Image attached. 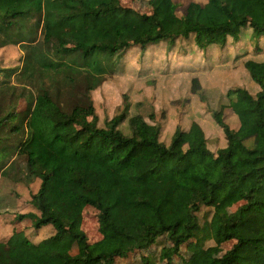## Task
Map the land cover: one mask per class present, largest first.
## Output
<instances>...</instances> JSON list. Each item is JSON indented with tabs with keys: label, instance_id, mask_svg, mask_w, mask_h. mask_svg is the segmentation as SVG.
Returning a JSON list of instances; mask_svg holds the SVG:
<instances>
[{
	"label": "trees",
	"instance_id": "obj_1",
	"mask_svg": "<svg viewBox=\"0 0 264 264\" xmlns=\"http://www.w3.org/2000/svg\"><path fill=\"white\" fill-rule=\"evenodd\" d=\"M142 1L147 12L122 0H0V49L23 53L21 66L0 65V178L22 158L39 185L15 221L54 229L38 244L24 231L0 241V264H131L159 240L173 249L164 263L179 264L183 249L213 240L203 209L235 201L219 214L230 247L218 264H264V0L192 2L182 17L173 0ZM131 52L151 91L128 83L101 124L93 95L108 98L111 61Z\"/></svg>",
	"mask_w": 264,
	"mask_h": 264
},
{
	"label": "rangeland",
	"instance_id": "obj_2",
	"mask_svg": "<svg viewBox=\"0 0 264 264\" xmlns=\"http://www.w3.org/2000/svg\"><path fill=\"white\" fill-rule=\"evenodd\" d=\"M126 5H133L140 8L143 12L148 11V5L142 0H122ZM178 4L177 15L182 17L186 13L188 5L192 2H198L200 4H205L207 0H173ZM244 35V36H243ZM242 38H247L245 33H243ZM248 41L252 44L258 43V38L256 36L248 37ZM148 55V53H146ZM144 54V55H146ZM117 55L112 59L113 71L111 75L107 77V91H109L108 98H104L106 92L96 91L93 95L96 107L100 117L101 124L104 119L109 118L118 113V110L122 107V97L123 94L128 91V83L139 85H146L147 88L139 90V93L144 91H151L152 83L150 75H140L138 74V68L132 67L131 60L139 57V52L137 54L128 53ZM23 53L20 51L19 46H7L0 49V65L5 68H17L21 66ZM142 59V56L139 57ZM127 61L125 64L123 61ZM164 65L166 64V60ZM145 62H142L144 65ZM117 69V70H116ZM165 71V68H164ZM119 80L114 83L116 78ZM117 88H115L116 84ZM119 86V90L118 89ZM185 94L183 91L181 92ZM221 92L215 95L210 101L211 107L218 109L221 103ZM125 95V94H124ZM105 101V102H104ZM146 110V109H145ZM227 123L231 126L233 130H237L239 127L238 117H229ZM25 163L23 159L17 160L14 167L10 168L11 171L9 177L0 178V241H7L14 232L24 231L26 237L32 243L38 244L54 234V229L51 225L45 226L40 230L33 228L30 221L17 222L15 221V216L18 214H24L30 210V201L32 195L37 192L39 180L36 178L27 177V173L24 171ZM242 202L235 201L232 202L228 207L221 209L204 208L200 217L202 220H207L211 222L214 230L213 240L206 243L204 251H198L196 248L188 247L183 249L182 258L183 260H178L179 264H218L219 258L226 252L230 247L229 243H223L218 239L217 225L220 220L221 213L230 214L236 212ZM84 230L88 237L92 241H96L100 238L97 212L93 208H88L85 213ZM75 244V242H74ZM67 248L74 254L77 252V245H73L66 239ZM173 255V249L170 245L165 244L164 240H159L154 242L152 247L143 252L141 256H137L131 264H165L164 260L170 259ZM154 261V263H153ZM122 264V263H118Z\"/></svg>",
	"mask_w": 264,
	"mask_h": 264
},
{
	"label": "crops",
	"instance_id": "obj_3",
	"mask_svg": "<svg viewBox=\"0 0 264 264\" xmlns=\"http://www.w3.org/2000/svg\"><path fill=\"white\" fill-rule=\"evenodd\" d=\"M198 73H199V72H198ZM232 116H235V115H232ZM232 116H231V117H232Z\"/></svg>",
	"mask_w": 264,
	"mask_h": 264
}]
</instances>
